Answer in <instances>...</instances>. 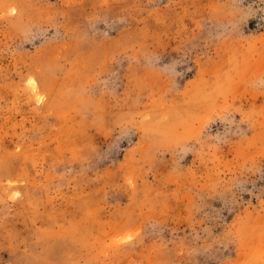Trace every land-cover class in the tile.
Returning a JSON list of instances; mask_svg holds the SVG:
<instances>
[{
	"label": "rangeland",
	"instance_id": "374dc122",
	"mask_svg": "<svg viewBox=\"0 0 264 264\" xmlns=\"http://www.w3.org/2000/svg\"><path fill=\"white\" fill-rule=\"evenodd\" d=\"M0 264H264V0H0Z\"/></svg>",
	"mask_w": 264,
	"mask_h": 264
}]
</instances>
